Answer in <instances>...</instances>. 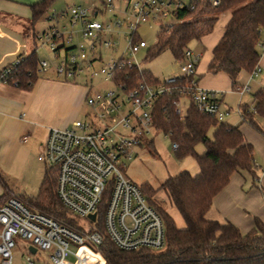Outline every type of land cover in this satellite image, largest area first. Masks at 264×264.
I'll return each mask as SVG.
<instances>
[{
    "label": "built area",
    "instance_id": "1",
    "mask_svg": "<svg viewBox=\"0 0 264 264\" xmlns=\"http://www.w3.org/2000/svg\"><path fill=\"white\" fill-rule=\"evenodd\" d=\"M193 0H120L122 18L111 22L97 20L101 13L97 7L73 5L66 14L71 30L55 25L37 38L49 48L56 60L55 74L64 81L79 77H101L111 87L95 96L87 97L92 115L74 119L70 126L51 127L38 160L54 170L56 194L60 202L80 223L77 230L40 212L29 209L21 200L10 197L0 201V264L14 263L17 241H25L31 254L45 252L43 258L27 257L25 264H102L98 251L102 243L99 223L111 241L123 250L161 249L165 245V228L157 210L151 205L139 186L127 178L124 165L141 144L149 140L153 125L154 102L173 90L187 94L194 107L217 121L229 113L222 107L221 92L206 89L193 79L178 87L177 81L190 75L195 77L201 53L187 48L178 71L163 81L151 84L136 79L127 84L118 80L126 67L139 66L131 58L146 42L137 35L141 23L163 21L167 16L188 7ZM213 5L218 1L213 0ZM107 8H115L114 0H104ZM192 6V5H191ZM192 8V7H191ZM52 13L49 19L62 17ZM124 28L127 41L126 54L102 62V48L113 49L114 34ZM78 37L77 40H74ZM17 58L0 70V83H9ZM48 68V61L38 60V72ZM260 71L258 64L250 76ZM193 77V78H194ZM247 84L238 88L239 94L248 92ZM176 113H182L180 101H174ZM178 145L171 142L175 151ZM94 215L93 218L90 215ZM81 219L82 223L79 221ZM73 244L76 249L70 248ZM35 248V252L30 251ZM72 257V260L70 259Z\"/></svg>",
    "mask_w": 264,
    "mask_h": 264
},
{
    "label": "trees",
    "instance_id": "2",
    "mask_svg": "<svg viewBox=\"0 0 264 264\" xmlns=\"http://www.w3.org/2000/svg\"><path fill=\"white\" fill-rule=\"evenodd\" d=\"M102 3L104 0H98ZM193 0L188 7L178 10L174 21L162 29V39L148 57L156 56L162 49L170 48L181 62L188 43L209 33L218 15L230 10L231 16L224 32L212 49L207 70L212 74L226 73L233 84L241 71L250 72L258 63L259 44L264 33V0ZM54 0H40L31 5V22L39 20ZM192 5V6H191ZM192 7V8H191ZM11 80L16 87L29 90L39 76L38 57L33 52L20 56ZM118 80L127 84L142 79L151 84L160 82L150 73L135 66L126 67L118 73ZM194 76L177 81L178 87L191 82ZM11 84V82H9ZM186 96L188 105L182 113H176L174 101ZM253 108L242 107L241 119L257 127L255 115L264 118V87L253 93ZM153 125L167 135L178 147L177 157L193 156L199 172L191 175L183 170L167 178L159 188L149 184L140 186L148 202L160 214L165 228V245L161 249L123 250L118 248L104 232L99 231L102 243L98 246L102 264H264V225L255 219L254 227L243 234L230 222L221 223L206 218L212 199L228 182L233 172L246 171L255 175L253 147L245 140L239 126L199 112L187 94L173 90L159 97L152 108ZM211 131V136H209ZM152 146V140L146 141ZM145 142V143H146ZM205 148L199 155L195 147ZM48 168L34 197H25L29 209L40 212L77 230L76 217L62 205L56 194V176ZM0 201L9 199L3 184ZM163 190L170 203L178 210L184 228H178L172 216L152 197Z\"/></svg>",
    "mask_w": 264,
    "mask_h": 264
},
{
    "label": "crops",
    "instance_id": "3",
    "mask_svg": "<svg viewBox=\"0 0 264 264\" xmlns=\"http://www.w3.org/2000/svg\"><path fill=\"white\" fill-rule=\"evenodd\" d=\"M38 1L0 0V70L20 56L25 57L34 52L38 57L36 41L40 33L35 29L38 20L31 22V5ZM54 3L55 0L41 18L49 19L52 13L57 12L52 9ZM230 16V10L221 12L212 30L198 39L204 51L195 50L201 53V57L194 80L203 88L220 91L222 107L225 109H230L227 96L235 95L237 110L240 111L241 104L253 108V93L264 87V33L259 44L260 57L257 63L260 71L254 76H250L251 71H241L234 85L226 73L212 74L207 70L212 49L221 38ZM42 59L38 57V60ZM55 65L47 68L45 73H39L29 90L0 83V139L4 141L6 151L19 143L21 138L29 137L36 143L39 141L43 147L49 128L65 127L72 117L75 119L81 113L89 87L77 83L78 78L70 81L58 79ZM245 84L249 91L240 95L238 88ZM246 93H251L248 102L243 100ZM255 121L257 127L243 121L239 124L224 122L239 126L245 140L252 145L255 175L246 171L233 172L229 182L213 197L206 213L207 219L230 222L243 234L254 227L255 219L264 225V118L255 115Z\"/></svg>",
    "mask_w": 264,
    "mask_h": 264
},
{
    "label": "rangeland",
    "instance_id": "4",
    "mask_svg": "<svg viewBox=\"0 0 264 264\" xmlns=\"http://www.w3.org/2000/svg\"><path fill=\"white\" fill-rule=\"evenodd\" d=\"M189 3L190 0H184ZM120 0H114L115 8H107L101 1L98 0H55L52 9L57 10V14H62V17L55 19H39L35 24V29L41 34L42 31H47L50 27L58 25L62 30L67 32L71 30L69 18L66 15L69 8L73 5H80L85 7H97L101 10L95 18L103 22H111L116 17L122 18L120 14L121 7ZM53 12V11H51ZM174 16L169 15L163 21H149L141 23L137 35L146 42L147 46L141 48L131 58L139 66L140 69L147 71L154 78L163 81L168 76L178 71L180 61L173 55L170 48L162 49L156 56L149 58L148 51L159 43L163 37L162 29L174 21ZM125 29L114 34L113 39L116 41V46L113 49L102 48V62H96V66L106 63L112 58H117L120 54L127 56L126 46L127 41L124 38ZM75 37L74 40H77ZM79 39V38H78ZM38 57L45 58L49 61V67L56 63L51 59V53L46 45H40V40H37ZM188 48L193 51L199 49L204 51L198 40H192L188 43ZM40 59V58H39ZM52 64V65H51ZM42 73V72H39ZM45 73V71H43ZM42 73V74H43ZM195 78V77H194ZM77 83L87 85L89 87L88 94L85 97V103L82 106L81 113L75 119H85L92 115V107L86 102V98L95 96L97 93H102L111 87L110 83L103 80L101 77H96L92 80L86 77H79ZM251 93H246L243 100L248 102ZM227 99L230 101L229 113L224 116L223 122L229 124H239L241 119V110H237L235 103L236 96L229 95ZM188 99L183 96L180 99V108L182 111L188 105ZM241 107L243 105L241 104ZM73 117L68 121L70 126ZM211 136V131H209ZM149 139L152 140V146L146 143L141 144L136 149L135 155L127 160L123 172L137 186L149 184L154 189H157L169 177H172L180 171H187L191 175H196L199 172V166L193 156L186 155L177 157L171 149L170 138L161 131L152 130ZM196 152L201 155L205 148L202 144L195 147ZM43 147L36 143L31 137L28 139L21 138L20 142L11 147L8 151L5 150L4 141L0 139V194L2 193V185L4 184L8 189V195L15 197L23 202H26L25 197H34L37 195L40 188L44 172L48 169V165L38 160V156L42 154ZM52 171V170H51ZM154 200L164 208L174 219L178 228H184V221L178 210L170 203L163 190H158L152 196ZM79 220V219H78ZM82 223V220H79ZM76 225L80 227V223L76 221ZM28 244L25 241H17V247L14 250V263L25 264L27 257L36 259L37 256L45 257L43 251H38L37 254H31L27 250ZM70 248L75 250L76 247L71 244ZM72 260V257H70Z\"/></svg>",
    "mask_w": 264,
    "mask_h": 264
},
{
    "label": "water",
    "instance_id": "5",
    "mask_svg": "<svg viewBox=\"0 0 264 264\" xmlns=\"http://www.w3.org/2000/svg\"><path fill=\"white\" fill-rule=\"evenodd\" d=\"M90 217L93 218L94 215L92 214V215H90ZM30 251H31L32 253L35 252V248H34V247H30Z\"/></svg>",
    "mask_w": 264,
    "mask_h": 264
}]
</instances>
